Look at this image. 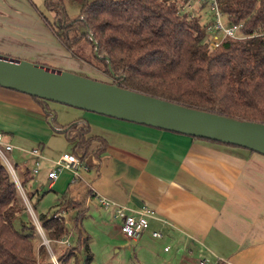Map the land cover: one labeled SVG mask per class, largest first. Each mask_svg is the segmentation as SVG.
Wrapping results in <instances>:
<instances>
[{"label":"trees","instance_id":"trees-1","mask_svg":"<svg viewBox=\"0 0 264 264\" xmlns=\"http://www.w3.org/2000/svg\"><path fill=\"white\" fill-rule=\"evenodd\" d=\"M66 1L45 0L54 22L44 15L42 19L76 59L110 79L104 83L188 108L264 124V0H218L226 22L243 24L242 35L247 38L227 37L217 48L211 46L213 21L202 24L201 12L207 5L199 6L197 12L195 9L191 18L180 13L189 0H84L78 18L71 19ZM32 99L51 120L54 132L74 143L72 154L82 166L89 158L101 165L108 147L105 138L89 136L91 127L82 118L61 124L48 101ZM34 178L30 168L19 176L29 203L26 187ZM92 197L91 188L78 179L59 195L53 213L38 215L30 204L51 254L45 245L36 244V223L0 158V264H55L53 257L59 264L72 259L80 264L78 255L84 256L83 264H93L90 236L82 226ZM66 215L73 217L72 230L66 225ZM71 232L76 236L75 245L61 246Z\"/></svg>","mask_w":264,"mask_h":264},{"label":"crops","instance_id":"crops-1","mask_svg":"<svg viewBox=\"0 0 264 264\" xmlns=\"http://www.w3.org/2000/svg\"><path fill=\"white\" fill-rule=\"evenodd\" d=\"M0 54L56 70L73 72L71 69L84 68L75 63L83 64L60 44L42 14L28 0H0ZM125 124L128 127H91L89 136L105 138L108 147L99 167L93 158L86 161L91 181L82 180L93 191L88 214L108 218L111 210L118 222L115 228L125 239L116 208L105 210L101 197L119 207L148 209L152 236L155 232L165 234L176 250L175 255L180 257L179 264H198L202 260L264 264V156L142 125ZM0 132L4 141L14 147L11 153L18 149L27 159L35 160L29 152L39 149L42 159L34 186L43 188L53 161L65 153H73L46 154L47 146L58 134L72 146V151L74 143L64 134L54 132L44 110L32 97L1 87ZM21 166L20 177L29 167L26 161ZM69 174L73 176L64 171L48 188L66 189L72 182ZM38 188L35 187L33 196H41ZM101 208L108 212L100 213ZM143 237L144 234L135 246ZM69 241L73 247L75 234ZM165 251L168 252L167 247Z\"/></svg>","mask_w":264,"mask_h":264},{"label":"water","instance_id":"water-1","mask_svg":"<svg viewBox=\"0 0 264 264\" xmlns=\"http://www.w3.org/2000/svg\"><path fill=\"white\" fill-rule=\"evenodd\" d=\"M0 87L128 123L237 146L264 156V124L188 108L70 71L0 54ZM43 245L47 247L46 242Z\"/></svg>","mask_w":264,"mask_h":264},{"label":"rangeland","instance_id":"rangeland-1","mask_svg":"<svg viewBox=\"0 0 264 264\" xmlns=\"http://www.w3.org/2000/svg\"><path fill=\"white\" fill-rule=\"evenodd\" d=\"M32 2L34 9L38 10L40 14L44 15L49 22H54V14L49 12L45 7V0H28ZM84 0H67L66 1V12L67 15L71 19H76L80 15L81 7L83 5ZM198 6H196V12L198 10ZM38 13V12H37ZM203 15L202 24L207 25L213 21V13L209 11L208 8H204L201 12ZM39 14V13H38ZM71 54V53H70ZM72 55V54H71ZM72 57H74L72 55ZM75 58V57H74ZM76 59V58H75ZM83 62H75L77 65H84L82 69H71L75 74L80 76L99 81V82H109L110 79L104 76L100 71L96 68L92 67L90 64L85 61L79 60ZM87 69V70H86ZM70 71V69H69ZM49 107L54 110L58 117V121L62 124H68L72 122L74 119L82 118L86 120L90 127H98V128H120V127H128V124L125 122H121L112 118L100 116L94 113H90L83 110H78L76 108H72L66 105L49 102ZM117 125V126H115ZM68 142L64 139L63 136L57 135L56 138L47 146L46 154L48 152H56L61 153L63 151L72 152V146L67 144ZM7 157L13 166H15L16 174L19 178L20 168L25 161L28 164V168H34L36 161L31 159L30 157L27 159L26 156H23L22 153L17 149L15 152H7ZM21 155V156H20ZM20 156V157H19ZM95 175V173L93 172ZM70 175V174H69ZM79 175L82 179H86V181L90 182V175L87 172L86 166L80 168ZM65 176V175H64ZM61 177L63 179H67V177ZM40 177V176H39ZM47 177V175H46ZM33 179L26 187V192L30 197V204L34 208L35 212L40 214L53 213L54 206L57 203V195L61 194L64 190L60 187H56L54 189H49V183L47 180L43 182L41 187L33 185ZM37 180V179H36ZM73 180V176L70 175V182ZM35 187H39L38 191L41 192V196H33L35 193ZM24 200V199H23ZM25 202V201H24ZM29 202V200H28ZM92 209L94 206L92 205ZM102 209V210H101ZM98 211L100 213H107L103 208ZM111 210L108 212V218L99 216L98 214H93L92 212L87 214L83 221V228L87 232L88 236H90L89 246L93 256V264H179V258L175 255V248L165 236V234H161L162 238H153L152 229L149 227L144 231V237L139 241L137 246H133L131 242L123 239L122 235L118 234V228H115V225L118 222H115L111 215ZM30 217L35 220L36 214L35 212L29 211ZM72 215H66L65 222L66 225L73 229V219ZM107 223L108 225H106ZM72 233V232H71ZM74 234V233H72ZM71 234V235H72ZM142 234V235H143ZM37 239L36 244L38 246L43 245V242L47 243V248L52 254V250L50 247V243L47 242L45 235L43 236L37 230ZM71 241V240H70ZM69 241V242H70ZM60 245H63L60 243ZM67 245V244H64ZM165 247H167V251H165ZM61 249V248H59ZM84 256L78 255V260L80 264L83 260ZM85 259V258H84ZM76 259H72L68 264H75Z\"/></svg>","mask_w":264,"mask_h":264},{"label":"built area","instance_id":"built-area-1","mask_svg":"<svg viewBox=\"0 0 264 264\" xmlns=\"http://www.w3.org/2000/svg\"><path fill=\"white\" fill-rule=\"evenodd\" d=\"M207 5L210 12L213 13V25L210 28L211 31V46L217 48L220 46L223 39L229 37L232 39H245L247 37L242 35L243 24H230L225 20V16L222 13L218 0H189L181 9L180 13L190 14L192 18L195 15L196 6ZM254 36V35H251ZM250 37V36H249ZM14 147L4 141V136L0 132V158L8 166L14 181L17 184L18 189L28 207L29 211H32L31 205L28 202L26 194L24 193L20 180L16 174V171L7 157L6 153L12 152ZM31 156L35 158L36 165L33 168V174L37 175L39 173L40 161L42 159L39 149H34L29 152ZM83 167L79 159L73 155L65 153L61 155L57 160L53 161V168L48 172L47 179L49 185L52 186L60 177L64 171H69L73 175V180L82 179L79 175L80 168ZM101 203L105 210H109L113 207L116 208V217L122 219L121 233L128 242H137L141 235L149 227V218L151 213L148 209L142 208L138 210H131L124 206H117L116 203L101 197ZM117 206V207H116ZM37 230L40 234L44 236V232L40 227L36 218H34ZM156 238H161L162 235L158 232L153 233ZM49 243V242H48ZM61 244L66 247H72L69 238ZM55 264H59L55 257H53ZM198 264H220L212 263L206 260L200 261Z\"/></svg>","mask_w":264,"mask_h":264},{"label":"bare ground","instance_id":"bare-ground-1","mask_svg":"<svg viewBox=\"0 0 264 264\" xmlns=\"http://www.w3.org/2000/svg\"><path fill=\"white\" fill-rule=\"evenodd\" d=\"M48 242V241H47Z\"/></svg>","mask_w":264,"mask_h":264}]
</instances>
